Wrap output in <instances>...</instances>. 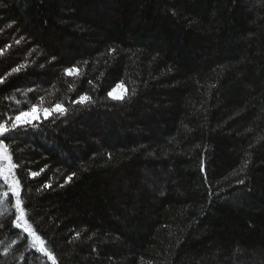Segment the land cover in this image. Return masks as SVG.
<instances>
[{
    "label": "trees",
    "instance_id": "obj_1",
    "mask_svg": "<svg viewBox=\"0 0 264 264\" xmlns=\"http://www.w3.org/2000/svg\"><path fill=\"white\" fill-rule=\"evenodd\" d=\"M9 44L0 117L67 109L5 140L57 264H264V0H0ZM0 220V264H51Z\"/></svg>",
    "mask_w": 264,
    "mask_h": 264
},
{
    "label": "snow or ice",
    "instance_id": "obj_2",
    "mask_svg": "<svg viewBox=\"0 0 264 264\" xmlns=\"http://www.w3.org/2000/svg\"><path fill=\"white\" fill-rule=\"evenodd\" d=\"M11 27V25H9ZM17 44L20 43L19 40L16 41ZM11 48V45H7L3 48H0V56H3L7 49ZM27 67L26 64L20 65L17 68L13 69L14 72L21 71L22 68ZM43 67V65H41ZM67 75L79 74V71L75 67H70L65 70ZM3 79H0V83H3ZM121 87L120 84L116 88ZM115 89L108 92V96L112 99H123V96H116L113 93ZM134 94V93H133ZM26 95V94H25ZM91 102V97L87 94L81 95L73 103L86 104ZM18 103V102H17ZM44 101L41 98L38 103H32L26 110L20 109L14 115L2 116L0 117V181L3 182V185L6 186V190H0V217H5L6 215H12V223L15 228L22 230L23 233H26L31 237L30 248H34L37 251L41 252L46 256L51 264H57V258L54 255L53 251L47 246L46 240L38 234L37 229L34 227L33 223L30 222L29 212L24 206V200L21 197L22 186L20 180L16 174V169L19 167L17 162L13 160V152L8 143H5V140L15 139V136L10 135L15 132L16 129L20 128L27 130L28 127H38V122L43 119H47L50 114L59 113L63 115L66 113L67 109L63 106L62 103H56L55 105L49 107H44ZM31 177H36L40 175L39 171H31ZM75 173H72L67 177V180L70 181L72 176ZM240 183H243L241 180ZM51 183H45L44 187H50ZM61 187L64 185L61 184ZM9 193L14 197V213H9L8 209L4 206L9 203ZM3 221L0 220V227H2ZM80 233H76L74 239H79ZM8 252H3V255H7Z\"/></svg>",
    "mask_w": 264,
    "mask_h": 264
},
{
    "label": "rangeland",
    "instance_id": "obj_3",
    "mask_svg": "<svg viewBox=\"0 0 264 264\" xmlns=\"http://www.w3.org/2000/svg\"><path fill=\"white\" fill-rule=\"evenodd\" d=\"M125 93H126V89L123 85H121V87L115 88V92L113 94L116 96H123L124 97ZM51 115H53V114H50L48 117H50ZM41 119H43V118H41Z\"/></svg>",
    "mask_w": 264,
    "mask_h": 264
}]
</instances>
